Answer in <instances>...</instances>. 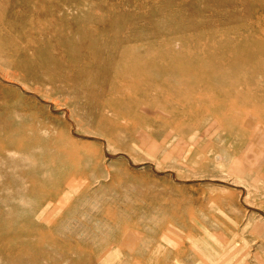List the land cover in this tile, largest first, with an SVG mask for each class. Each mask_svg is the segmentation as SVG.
Returning <instances> with one entry per match:
<instances>
[{
    "label": "rangeland",
    "instance_id": "374dc122",
    "mask_svg": "<svg viewBox=\"0 0 264 264\" xmlns=\"http://www.w3.org/2000/svg\"><path fill=\"white\" fill-rule=\"evenodd\" d=\"M0 264H264V0H0Z\"/></svg>",
    "mask_w": 264,
    "mask_h": 264
},
{
    "label": "bare ground",
    "instance_id": "6f19581e",
    "mask_svg": "<svg viewBox=\"0 0 264 264\" xmlns=\"http://www.w3.org/2000/svg\"><path fill=\"white\" fill-rule=\"evenodd\" d=\"M83 36V35H82ZM97 47V46H96ZM95 47H93V49H94ZM95 50V49H94ZM97 52V51H96Z\"/></svg>",
    "mask_w": 264,
    "mask_h": 264
}]
</instances>
